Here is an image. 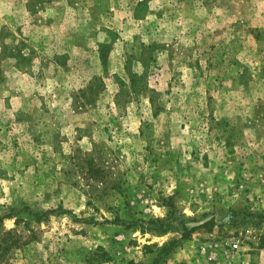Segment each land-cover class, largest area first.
Returning <instances> with one entry per match:
<instances>
[{"label":"rangeland","instance_id":"obj_1","mask_svg":"<svg viewBox=\"0 0 264 264\" xmlns=\"http://www.w3.org/2000/svg\"><path fill=\"white\" fill-rule=\"evenodd\" d=\"M0 264H264V0H0Z\"/></svg>","mask_w":264,"mask_h":264},{"label":"built area","instance_id":"obj_2","mask_svg":"<svg viewBox=\"0 0 264 264\" xmlns=\"http://www.w3.org/2000/svg\"><path fill=\"white\" fill-rule=\"evenodd\" d=\"M236 247V246H235Z\"/></svg>","mask_w":264,"mask_h":264}]
</instances>
